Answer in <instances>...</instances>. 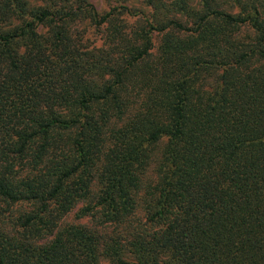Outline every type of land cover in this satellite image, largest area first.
I'll return each mask as SVG.
<instances>
[{
	"label": "trees",
	"instance_id": "16d2710c",
	"mask_svg": "<svg viewBox=\"0 0 264 264\" xmlns=\"http://www.w3.org/2000/svg\"><path fill=\"white\" fill-rule=\"evenodd\" d=\"M140 1L0 0V264H264V0Z\"/></svg>",
	"mask_w": 264,
	"mask_h": 264
},
{
	"label": "rangeland",
	"instance_id": "374dc122",
	"mask_svg": "<svg viewBox=\"0 0 264 264\" xmlns=\"http://www.w3.org/2000/svg\"><path fill=\"white\" fill-rule=\"evenodd\" d=\"M96 8L97 10L100 12V13H105L109 10V8L114 4V0H89ZM30 2L32 4H36L38 3V0H30ZM129 5L132 6L135 10L134 11H146L145 9V6L142 4V2L140 0H129ZM132 21V20H130ZM97 39V38H96ZM95 39V34L93 33L90 38H89V41L90 43H93L95 41H97ZM156 45H157V42H156ZM15 214V213H14ZM66 221L68 222H72V223H80V224H85V225H88V226H91L93 225V221L90 220L89 218H83V219H77L76 217V212H73L72 214H70ZM101 263L104 264L106 263V260L104 259H101Z\"/></svg>",
	"mask_w": 264,
	"mask_h": 264
}]
</instances>
